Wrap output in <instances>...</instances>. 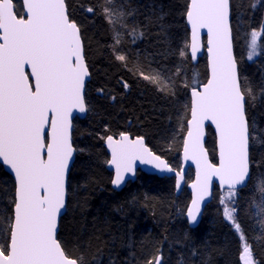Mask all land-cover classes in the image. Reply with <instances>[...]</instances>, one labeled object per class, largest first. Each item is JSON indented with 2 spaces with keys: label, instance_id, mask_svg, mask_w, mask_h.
<instances>
[{
  "label": "snow or ice",
  "instance_id": "obj_1",
  "mask_svg": "<svg viewBox=\"0 0 264 264\" xmlns=\"http://www.w3.org/2000/svg\"><path fill=\"white\" fill-rule=\"evenodd\" d=\"M234 6V0L185 3L183 14L190 37L184 40L179 56L187 61L190 53V59L197 61L206 33L208 61L206 82L196 73L190 82H180L191 91L190 105L184 106L180 116L182 157L196 166L185 214L187 223L195 226L202 203L213 195L218 181L223 217L240 241V264H259L237 213L241 192L251 185L248 211L264 233V174L252 176L253 165L264 166V162L254 160L251 152L254 144L264 145L258 136L264 130L248 112L264 98V87L255 90L241 75L240 61L233 52ZM84 11L103 17L109 25V48L115 61L163 95L175 96L174 77L181 75L180 65L171 75L146 72L140 54L133 58L123 47L144 40L147 28L157 23V34H164L163 14L155 20L145 17L147 23L142 26L129 0H96ZM249 35L247 60L255 62L264 49V20ZM143 59L151 63L148 57ZM91 76L83 26L73 18L68 0H22V8L17 0H0V264H92L83 253L70 252L58 238L62 210L72 191L71 171L77 152L73 114L89 111L86 87ZM123 88L127 91L130 85L125 81ZM206 122L215 128L218 163L209 159L204 145ZM101 139L111 152L107 163L115 169L114 188H121L126 174H135L138 161L159 173H174L175 187L181 189L183 170L152 151L144 137L131 138L121 131L118 139L115 134ZM254 238L260 241L264 236ZM199 255L197 249H191L192 257ZM109 264L117 261L110 257ZM140 264H165V258L157 248ZM178 264H185L183 257Z\"/></svg>",
  "mask_w": 264,
  "mask_h": 264
},
{
  "label": "trees",
  "instance_id": "obj_2",
  "mask_svg": "<svg viewBox=\"0 0 264 264\" xmlns=\"http://www.w3.org/2000/svg\"><path fill=\"white\" fill-rule=\"evenodd\" d=\"M129 2L137 10L136 20L142 26L147 23L145 17L155 20L163 14L160 23L165 25V31L158 35L159 23L149 26L144 40L135 45L125 44L124 49L133 58L140 54L146 72L157 70L171 75L177 65L183 71L179 77H174L177 81L175 96L158 92L152 84L134 76L115 61L109 48L112 43L109 25L103 17L84 11L85 7L95 5L96 0H68L73 18L83 26L92 76L86 87L89 111L84 119L73 121V142L77 152L71 171L72 191L59 224L58 238L70 252L83 253L92 264H109L110 257L115 258L117 264H140L154 255L157 248L163 253L165 264H178L181 257L185 264H240V241L223 217L217 191L206 206L199 225L191 228L185 219L190 195L185 188L176 195L173 178L152 177L139 172L136 180L120 191L111 187V173L105 168L108 156L101 137L118 136L121 131L132 137H144L152 151L178 168L184 136L180 116L184 114V106L190 105V90L182 87L180 82H190L193 73L198 74L200 81H205L207 73L205 57L193 65L190 58L182 61L179 56V49L189 37L183 14L186 0ZM17 3L21 7L20 0ZM234 4V55L240 61L242 77H247L258 91L264 87V49L261 56L254 58L255 62H249L246 42L250 40V31L264 20V0H234ZM261 41L264 42V37ZM145 56L150 64L143 59ZM125 81L130 85L127 91L123 88ZM248 112L258 128L264 130V98L250 106ZM106 128L109 131L106 132ZM207 130L206 148L210 160L215 163L214 135L210 128ZM258 136L264 140V131ZM251 152L254 160L264 162V145L254 144ZM261 174H264V166L253 165V178ZM191 179L189 171L186 181ZM250 188L251 185L241 192L237 215L253 245L255 258L259 264H264V239L257 241L254 238L264 236V233H260L257 218L248 211ZM192 248L200 255L192 257Z\"/></svg>",
  "mask_w": 264,
  "mask_h": 264
},
{
  "label": "water",
  "instance_id": "obj_3",
  "mask_svg": "<svg viewBox=\"0 0 264 264\" xmlns=\"http://www.w3.org/2000/svg\"><path fill=\"white\" fill-rule=\"evenodd\" d=\"M20 2H21V8H22V0H20ZM187 28H188L189 37H190V29H189L188 26H187ZM202 39H203V42H204V46L205 47L202 50V52L199 54L198 60L197 61H192L191 59L190 60H191V63L193 65H196L198 63L199 59L204 55L205 58H206V70H207V62L208 61H207V51H206V43H207L206 33H203ZM233 52H234V47H233ZM189 57H190V53H189ZM204 82H206V79H205ZM189 101H191V91L189 92ZM86 113L81 114V113L75 112L73 114V121L76 118L77 119H80V120L84 119V117L86 116ZM206 125L207 126H206L205 136H204V145H205V148H206V142H207V131H208L207 129L208 128L211 129V131H212V133L214 135V140H215V144H216L215 128H214V126H211L210 123H208V122H206ZM118 137H119V135L116 136L117 139H118ZM131 138H136V137H132L131 136ZM103 147H104V149H105V151L107 153L108 160H111V152L107 148L105 141H103ZM182 152H183V143H182V148H181V152H180V165H179L178 168H176L177 170H181L182 169L183 170V175H184V182L182 183L181 189L179 191L175 187V174L174 173H159L155 169H153L150 165L140 164L138 161L136 162V165H135V174L134 175L133 174H126V177H125L126 182L119 189L114 188L113 185L110 183L112 189H114L115 191H120L127 183H133L136 180V178H137L138 172H142L143 174H146V175H149V176H156L158 178H173V180H174V190H175V194L176 195H179L184 190V188H185L188 191L189 195H190V199H189V203H188V205H189L190 202H191V198H192V189L189 187V184H191L192 182H194L195 179H196V166L191 161H184L183 160V157H182ZM215 158H216V162L215 163H218V155H217V152H216V148H215ZM74 159H75V157H74ZM209 159H210V157H209ZM73 163H74V161H73ZM105 168H106V170L108 172L111 173V179H112L114 177V175H115V169L111 165H109L108 163H106ZM189 171L192 172V179L187 183V181H186V175H187V173ZM215 191H217L218 193H220V187H219L218 181L215 182L214 187L212 189L213 195L210 196L209 198H207L205 200V202L202 203V214L200 216H198V223L195 226H190L187 223L189 227L196 228L199 225V223L202 220V216L204 214V210H205L206 206L211 203ZM65 212H66V209L62 210V216H61V218L64 216ZM185 213H186V210H185ZM61 218H60V221H61ZM185 219H186V222H187L186 214H185ZM60 221H59V224H60ZM58 231H59V228H58Z\"/></svg>",
  "mask_w": 264,
  "mask_h": 264
},
{
  "label": "bare ground",
  "instance_id": "obj_4",
  "mask_svg": "<svg viewBox=\"0 0 264 264\" xmlns=\"http://www.w3.org/2000/svg\"><path fill=\"white\" fill-rule=\"evenodd\" d=\"M185 23H186V20H185ZM186 26H187V25H186ZM202 57H205V56L203 55ZM202 57H201V58H202ZM189 58H190V57H189ZM201 58H200V59H201ZM200 59H199V60H200ZM190 61H191V60H190ZM205 61H206V58H205ZM198 62H199V61H198ZM203 82H204V81H203ZM138 173H139V172H138ZM141 173H142V172H141ZM152 177H153V176H152ZM154 177H156V176H154ZM174 191H175V190H174Z\"/></svg>",
  "mask_w": 264,
  "mask_h": 264
}]
</instances>
